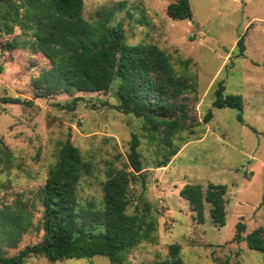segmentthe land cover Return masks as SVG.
Instances as JSON below:
<instances>
[{
    "label": "rangeland",
    "instance_id": "374dc122",
    "mask_svg": "<svg viewBox=\"0 0 264 264\" xmlns=\"http://www.w3.org/2000/svg\"><path fill=\"white\" fill-rule=\"evenodd\" d=\"M83 17L106 25H122L129 45L149 44L164 50L177 75L192 87L186 98L192 120L198 125L178 133L179 147L165 167L155 168L156 143H150L146 124L117 106L116 82L107 92L81 93L63 86L42 84L49 62L29 45L12 51L5 44L30 41L15 28L0 29V209L16 205L29 214L31 227L14 242L0 239V255L10 257L41 241L38 231L42 207L39 190L61 143L70 140L91 168L80 179V205H99L108 167H128L127 153L133 135L139 139L143 178L130 185L128 213L145 199L157 218V242L141 243L123 264H157L167 248L179 244L184 264H263L261 254L237 243L236 225L246 236L264 227V0H188L191 17L172 20L166 8L176 0H83ZM243 38V55L236 45ZM218 82L224 95L242 98L238 111L212 108ZM2 98L19 100L6 104ZM211 111L212 117L203 119ZM193 122V121H192ZM194 124V123H192ZM8 154V157L6 155ZM226 186L223 227L212 224L204 203V222L178 195L186 184ZM24 264H109L107 258L68 259L50 263L32 257Z\"/></svg>",
    "mask_w": 264,
    "mask_h": 264
},
{
    "label": "trees",
    "instance_id": "16d2710c",
    "mask_svg": "<svg viewBox=\"0 0 264 264\" xmlns=\"http://www.w3.org/2000/svg\"><path fill=\"white\" fill-rule=\"evenodd\" d=\"M83 7V0H0V29L11 35L18 28L23 35L31 36L24 45L13 39L5 44V49L12 51L29 45L33 53H40L49 62L50 69L36 86L60 85L81 93H103L116 82L115 94L120 102L117 109L146 124L148 141L158 146L155 168L165 167L179 150L174 144L175 136L198 125L192 120L185 95L192 87L185 76L175 73L164 50L149 44H127L120 23L107 26V17L88 22L83 17ZM166 15L172 20L190 19L189 1L170 3ZM236 45L242 56L243 38ZM224 90L223 83L218 82L212 108L237 110V119L242 121L241 96H225ZM1 101L19 103L12 98ZM211 117L208 110L203 122ZM138 148L139 139L133 135L127 153L130 170L108 167L100 204L80 205L77 188L91 168L69 139L62 142L38 192L42 214L37 230L42 232L41 241L14 256L0 255V264H24L32 257H42L50 263L104 257L109 264H123L128 253L141 243H156L157 218L151 205L140 198L133 212H127L130 185L144 177ZM0 154H5L2 148ZM225 193V185L208 183L204 190L199 184H186L178 195L191 207L197 224L204 222L206 203L212 224L223 227ZM14 208L0 209V239L9 243L31 227L24 207L18 204ZM236 229L234 240L260 253L264 264V227L246 236L241 235L242 223ZM157 264H184L179 244L169 245L167 257Z\"/></svg>",
    "mask_w": 264,
    "mask_h": 264
}]
</instances>
